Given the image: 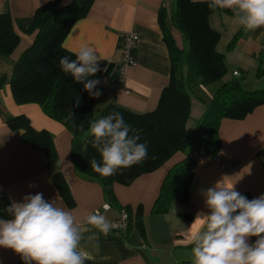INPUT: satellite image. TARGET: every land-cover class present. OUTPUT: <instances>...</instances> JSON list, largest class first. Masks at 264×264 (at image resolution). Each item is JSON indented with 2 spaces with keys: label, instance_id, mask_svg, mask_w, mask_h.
Returning <instances> with one entry per match:
<instances>
[{
  "label": "crops",
  "instance_id": "obj_1",
  "mask_svg": "<svg viewBox=\"0 0 264 264\" xmlns=\"http://www.w3.org/2000/svg\"><path fill=\"white\" fill-rule=\"evenodd\" d=\"M49 0H0V13H8L19 43L9 57L0 58V198L10 203L21 201L27 194L43 193L45 200L60 196L59 206L70 210L77 223L88 227L84 234L82 249L88 254L86 262L92 264H194L190 228L196 214L207 213L202 189L214 185L235 184L240 193L247 192L252 198L264 194V104L257 106L242 119H223L218 134L221 148L214 159L203 153L195 156L196 166L189 185L187 203L173 202L162 214L152 213L153 203L159 193L163 178L169 168L184 157L177 153L156 170L137 177L130 185H113L116 204L106 200L101 185L79 175L70 159L71 135L60 123L44 114L37 104L14 102L8 84L13 62L34 38L27 33L35 9ZM69 1V0H64ZM211 1V0H193ZM174 0H94L84 18L77 20L64 38L63 47L71 53L88 44L95 48L105 63L104 70L88 79H99L102 104L115 102L138 113H146L157 106L160 93L168 85L170 60L159 25V11H165L169 22ZM209 24L220 33L216 50L225 56L230 73L229 79L237 76L246 79L255 70L259 59L264 60V29L246 30L238 21L236 10L229 14L216 9L209 16ZM134 32L138 39L134 64L125 68L123 82L113 74L121 61L119 41L122 33ZM241 31L235 46L228 44ZM178 44L180 34L172 31ZM231 67V70L229 69ZM109 68L108 72L105 71ZM198 92L190 91L191 108L186 122L189 135L196 121L205 110L204 101H209L212 92L199 86ZM252 91V90H247ZM26 116L35 130H46L52 136L57 160L47 165V158L40 148L25 143L17 130L9 128L5 116ZM56 172L63 176L73 198L68 206L52 182ZM29 185H35L29 187ZM105 204L109 205L106 211ZM130 207L132 214L142 209L143 233L134 226L133 220L124 236L105 238L87 225V217L96 210L102 211L108 221L116 219L120 210ZM189 215V216H182ZM192 228L198 229V224ZM95 235L98 239L89 240ZM256 237H251L254 242ZM98 245V247H97ZM0 264H24L20 255L11 249L0 247Z\"/></svg>",
  "mask_w": 264,
  "mask_h": 264
},
{
  "label": "trees",
  "instance_id": "obj_2",
  "mask_svg": "<svg viewBox=\"0 0 264 264\" xmlns=\"http://www.w3.org/2000/svg\"><path fill=\"white\" fill-rule=\"evenodd\" d=\"M93 2L94 0H49L35 9L30 25L24 29L27 33H34L33 41L13 62L8 80L12 98L18 105H39L46 116L66 128L71 135L70 159L74 170L86 179L98 182L110 204L117 203L113 193L114 184L128 186L137 177L156 170L177 153H183L184 157L167 171L153 203L151 212L162 214L173 202H188L189 185L196 166L195 156L199 153L210 159L217 156L221 148L218 134L221 120L242 119L257 106L264 104V89L247 91L238 80L227 78L225 56L216 50L220 33L210 26L209 16L216 9L229 14L234 13L235 9H212L209 7L211 1L174 0L169 22H166L164 10L158 13L163 41L169 54L170 77L168 85L160 93L156 108L150 112L138 113L115 102L103 105L102 94L92 97L84 89L83 83L66 75L59 64L64 56L76 59L62 44L72 25L87 15ZM173 30L180 34L181 44L174 39ZM240 34L241 31H238L233 36L228 44L229 49L235 46ZM18 43L19 37L13 29L9 14L0 13V58L9 57ZM261 63L264 60L259 59L258 76L264 73ZM99 66L103 71L105 63L99 61ZM108 70L109 68L105 73ZM113 75L117 77L118 71ZM217 82L221 83L207 103L200 98L205 110L196 121L193 133L189 135L186 122L191 108L190 91L195 87H206ZM2 83L4 75L0 76V84ZM96 90L102 93L99 87ZM78 100L79 106L76 105ZM71 111L75 115L72 119H67ZM112 112H120L126 123L139 130V142L147 143L148 157L141 163L121 168L116 174L103 177L90 166L93 158L101 162L99 152L91 143L93 137L84 138L79 126L83 125L87 131L91 121ZM5 121L10 129L20 132L25 143L44 151L48 166L57 160L52 136L48 131L35 130L24 115H6ZM51 179L65 203L73 205L72 195L61 173H54ZM241 194L253 199L247 192ZM10 204L8 198H0V218H9L5 207ZM124 209L130 218V225L133 220L134 226L142 234L141 207L136 209L135 214H132L128 206ZM189 246L193 247L192 244Z\"/></svg>",
  "mask_w": 264,
  "mask_h": 264
},
{
  "label": "clouds",
  "instance_id": "obj_3",
  "mask_svg": "<svg viewBox=\"0 0 264 264\" xmlns=\"http://www.w3.org/2000/svg\"><path fill=\"white\" fill-rule=\"evenodd\" d=\"M209 7L235 9L246 30L264 29V0H211ZM74 55L75 60L68 56L60 59L61 70L83 83L92 97H99L102 93L96 89L101 81L88 77L102 70L99 61L103 58L88 44L81 45ZM79 103L76 101L77 106ZM74 115L71 111L67 119ZM79 130L84 138L93 137L91 143L101 162L93 158L90 166L103 177L148 157L147 143L139 142V130L126 123L120 112L91 121L87 131L80 125ZM200 194L209 211L196 214L191 226L198 224V229L189 228L194 264H264V194L248 199L235 184H217L202 189ZM59 200L58 194L51 201L45 200L43 193L27 194L19 202L13 200L5 207L9 218H0V247L13 250L24 264H85L89 257L82 241L90 229L78 224L72 211L59 206ZM104 208L107 211L109 205ZM87 225L104 235L113 227L98 213L88 215ZM251 237H256L254 242H250Z\"/></svg>",
  "mask_w": 264,
  "mask_h": 264
},
{
  "label": "built area",
  "instance_id": "obj_4",
  "mask_svg": "<svg viewBox=\"0 0 264 264\" xmlns=\"http://www.w3.org/2000/svg\"><path fill=\"white\" fill-rule=\"evenodd\" d=\"M137 39V34L132 31L122 33V35L120 36L119 48L121 61L117 67V82L119 84L123 82V72L125 68L134 64ZM233 74L237 76V72H233ZM103 209L105 210L104 206ZM94 213H98L104 216L103 212L99 210H96ZM110 222L113 225L111 231L107 235L101 233V235L105 238L124 236L128 231L130 225V218L126 210L121 209L119 216Z\"/></svg>",
  "mask_w": 264,
  "mask_h": 264
},
{
  "label": "rangeland",
  "instance_id": "obj_5",
  "mask_svg": "<svg viewBox=\"0 0 264 264\" xmlns=\"http://www.w3.org/2000/svg\"><path fill=\"white\" fill-rule=\"evenodd\" d=\"M12 66V65H11ZM258 65L256 66L255 70H252L251 73H249L248 77L246 79H243L242 77H234V80H238L241 87L244 90H258V89H264V73H262L261 75H257V71H258ZM229 69L231 70V67H229ZM261 69L264 70V63H261ZM230 72V71H229ZM227 73V78L229 77L230 73ZM233 80V79H232ZM221 82H217L215 84L206 86V88L212 92L215 91V89L217 88V86L220 84ZM194 92H198V88L195 87L193 88ZM206 102V101H205ZM207 103V102H206Z\"/></svg>",
  "mask_w": 264,
  "mask_h": 264
}]
</instances>
